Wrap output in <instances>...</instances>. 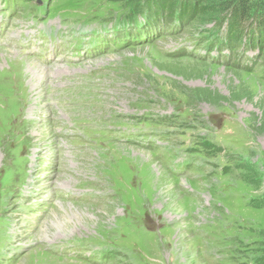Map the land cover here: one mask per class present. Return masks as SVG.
<instances>
[{
	"label": "rangeland",
	"instance_id": "rangeland-1",
	"mask_svg": "<svg viewBox=\"0 0 264 264\" xmlns=\"http://www.w3.org/2000/svg\"><path fill=\"white\" fill-rule=\"evenodd\" d=\"M171 1L122 44L87 17L145 26L143 0H0V264L264 263V32ZM58 18L101 46L18 45Z\"/></svg>",
	"mask_w": 264,
	"mask_h": 264
},
{
	"label": "trees",
	"instance_id": "trees-1",
	"mask_svg": "<svg viewBox=\"0 0 264 264\" xmlns=\"http://www.w3.org/2000/svg\"><path fill=\"white\" fill-rule=\"evenodd\" d=\"M183 4L184 0H180ZM223 9L228 10L230 18L231 30L237 29L239 23H248L254 28L255 34H261V30L264 32V0H220ZM146 3L147 7L151 11L153 7L155 11H151L154 15H158L156 11L166 10L167 7L176 10L177 17L182 18L184 9L179 5L178 9L171 5V0H144L142 4ZM189 8V7H187ZM172 12V10H171ZM253 28L251 31H253ZM261 29V30H260ZM264 264V263H263Z\"/></svg>",
	"mask_w": 264,
	"mask_h": 264
},
{
	"label": "bare ground",
	"instance_id": "bare-ground-1",
	"mask_svg": "<svg viewBox=\"0 0 264 264\" xmlns=\"http://www.w3.org/2000/svg\"><path fill=\"white\" fill-rule=\"evenodd\" d=\"M8 51H9V50H8ZM12 52H15V53H16V51H14V50H12ZM31 62H32V61H31ZM38 64H39V63H38ZM31 66H32V65H31ZM29 67H30V66H29ZM39 67H40V66H39ZM30 69H31V67H30ZM42 69L45 70V68H43V67H42ZM53 69H54V67H53ZM31 71H32V69H31ZM33 71H34V73H37V72H38V68L33 67ZM33 71H32V72H33ZM39 71H40V69H39ZM41 71H42V70H41ZM23 72H24V71H23ZM43 72H44V71H43ZM55 73H56V72H55ZM49 74H50V73H49ZM56 74H57V73H56ZM20 76H21V75H20ZM22 76H24V74H22ZM34 76H35V75H34ZM49 76H50V75H49ZM52 76H53V75H52ZM41 79H42V78H41ZM74 188H75V187H68V189H74ZM65 206H66V205H65ZM65 206H64V207H65ZM60 207H61V208H64L62 205H60ZM66 208H70V206H69V207H66Z\"/></svg>",
	"mask_w": 264,
	"mask_h": 264
}]
</instances>
